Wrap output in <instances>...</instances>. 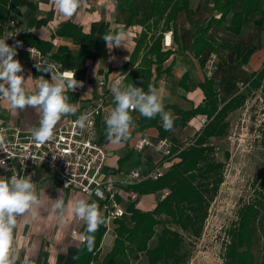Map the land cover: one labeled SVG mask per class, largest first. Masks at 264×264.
<instances>
[{"label":"crops","instance_id":"crops-1","mask_svg":"<svg viewBox=\"0 0 264 264\" xmlns=\"http://www.w3.org/2000/svg\"><path fill=\"white\" fill-rule=\"evenodd\" d=\"M5 9L0 19V38L9 36L6 40L9 45L22 43L14 59L23 66L19 74L25 81L30 77L26 85L30 91H35L41 79H51L50 72L35 67L30 48L37 47L47 53L42 52L43 63L56 65L59 71L75 72V79L84 82L82 88L66 93L69 98L74 97L78 106L75 115L87 103L101 99L104 112L112 110L115 103L110 89L118 76L124 78L125 84L143 87L145 91L150 84L158 90L165 111L175 118L172 131H165L159 115L148 119L133 110L130 139L114 145L105 136L108 114L96 117L95 141L108 153L102 175L116 179L131 169L146 173L161 158V152L153 145L140 151L134 148L142 136L149 137L153 144L167 140L173 153L170 165L179 160L176 154L196 139L207 123L204 110H208L209 102L213 99L220 107L222 102L244 90L264 68V0H81L72 17L60 14L54 0H26L22 4L19 0L12 3L8 0ZM69 22L78 24L84 33L95 28L97 34L101 24L109 32L122 27L126 33L125 47L109 50L104 41L96 56L77 58L79 44L57 32ZM61 46L72 57L58 61L50 56ZM211 55H215V61L208 64ZM99 80L103 84L101 90ZM39 120L36 109L13 110L6 100L0 99L1 125L29 131L39 126ZM31 168L34 187L43 204L36 218L29 214L17 218L13 230L17 264H22L25 256L31 264H74L73 257L78 256L80 245L76 237L84 232L85 225L73 214L72 205L78 199L95 201L100 207L99 202L61 187L49 169ZM161 192L139 194L135 207L153 209L162 198ZM60 195L66 206L63 224L51 209L52 200ZM130 217L128 211L116 219L130 225ZM116 219L109 220L107 225L103 223L99 259L113 243Z\"/></svg>","mask_w":264,"mask_h":264},{"label":"clouds","instance_id":"clouds-1","mask_svg":"<svg viewBox=\"0 0 264 264\" xmlns=\"http://www.w3.org/2000/svg\"><path fill=\"white\" fill-rule=\"evenodd\" d=\"M54 4L60 14L72 17L80 7L81 0H54ZM8 37L0 38V99L6 100L13 110L31 107L40 113L39 126L34 127L30 135L36 144L42 145L54 139V128L62 117L77 113L78 106L69 102L70 98L66 93L82 88L84 82L75 79V72L61 73L56 65L37 63L35 67L43 72H50L51 79H41L35 91H30L26 87L30 77L25 81L19 74L23 71V66L19 60L14 59L17 56V48L22 46V43L17 41L15 45H9L6 42ZM102 39L109 50L121 45L125 47L126 33L121 29L105 34ZM123 80V77L117 78L111 85L115 107L105 118L106 139L114 145L130 139L134 125L131 115L133 110L148 119L159 115L165 131H172L175 118L165 111L158 90L150 84L145 91L143 87L125 84ZM90 117V113L80 114L75 121L76 126L85 129ZM6 131L0 127V147L6 142ZM3 164L4 161L0 160V166ZM97 195H100L99 191ZM42 204L43 201L38 197L30 176L0 177V264H17L13 234L17 218L25 214L36 218ZM51 209L55 218L63 224L66 206L62 195L52 200ZM72 212L85 225L84 232L79 233L76 238L85 245L88 252H92L95 245L94 234L100 225L105 223L99 206L95 201L78 199L72 205ZM22 264H31L29 257L25 256Z\"/></svg>","mask_w":264,"mask_h":264},{"label":"trees","instance_id":"trees-1","mask_svg":"<svg viewBox=\"0 0 264 264\" xmlns=\"http://www.w3.org/2000/svg\"><path fill=\"white\" fill-rule=\"evenodd\" d=\"M7 3L8 0H0V19L6 13ZM19 3H26V0H19ZM95 31L96 29L92 28L90 32L84 33L78 24L70 22L57 30L58 34L69 36L79 44L77 58L96 56V51L104 42L102 37L109 31L103 24L98 28L97 34ZM38 50L41 55L42 52L47 54L43 50ZM50 56L59 61L65 57H72V54L65 46H61L55 53H50ZM261 72L262 69L256 73L257 76ZM237 95L222 102L220 107L213 99L209 102L208 110H204L208 116V121L202 129L204 135L224 133L227 127L224 117L230 111V104ZM202 134L196 137L197 141L204 140L205 136ZM210 150H212L210 146L185 147L176 154L179 160L173 162L161 177L154 180L147 179L134 185L133 188L139 194L154 192L165 186L170 187L171 191L148 211L136 208L135 202L129 203L127 209L131 213L133 224L129 226L121 219H116L114 242L101 259L97 254L105 226L100 225L94 234L93 251L88 252L85 245L80 243L79 254L74 264H130V257L131 260L139 257V252L146 255L149 264H156L165 259L173 261L182 240L176 231L170 229L166 220L190 229L193 233L199 232L205 214V193L210 191L209 184H214L218 180L219 176H216V172L217 167L221 165V162L213 161L207 154ZM103 218L105 220V216ZM156 224H162L157 234V244L153 248H148L147 242L155 233ZM259 228L264 235V200L242 207L237 225L231 229V242L226 247L229 260H233L236 264H254L252 245ZM180 259L182 258H178L177 261ZM259 264H264V258Z\"/></svg>","mask_w":264,"mask_h":264},{"label":"rangeland","instance_id":"rangeland-1","mask_svg":"<svg viewBox=\"0 0 264 264\" xmlns=\"http://www.w3.org/2000/svg\"><path fill=\"white\" fill-rule=\"evenodd\" d=\"M100 81L99 88L103 86ZM69 102L74 104V97L71 96ZM224 120L227 127L223 134L206 136L201 131L203 134H199L205 136L204 140L199 142L194 139L187 146H210L212 150L207 154L213 161L221 162L216 172L218 180L209 184L210 191L205 193V214L200 230L196 234L166 220V224L178 233L182 241L173 261L165 259L156 264H236L226 254V247L232 238L231 229L237 225L242 207L264 200V68L231 102ZM144 160L147 164L148 160ZM160 190L164 198L171 188L165 186ZM130 221L129 226L133 224L131 217ZM161 228L162 224L154 226L155 233L147 242L148 248L157 244V234ZM261 233L259 228L252 245L254 264H259L264 258V235ZM115 235L114 230V238ZM138 255L132 260L130 257V264H149L144 253L139 252ZM178 258L182 259L177 261Z\"/></svg>","mask_w":264,"mask_h":264},{"label":"built area","instance_id":"built-area-1","mask_svg":"<svg viewBox=\"0 0 264 264\" xmlns=\"http://www.w3.org/2000/svg\"><path fill=\"white\" fill-rule=\"evenodd\" d=\"M31 53L36 64L43 63L38 49L31 48ZM214 61L215 55H211L208 64ZM104 111L102 99L87 103L81 113L66 117L55 126L54 139L42 145L32 140L31 130L21 131L18 127L0 124V127L7 130L6 142L0 147V160L4 161L0 166V177L30 176L33 182L31 167L43 166L51 171L56 183L61 187L96 199L101 214L105 216V225L109 220L122 217L128 212L129 203L135 202L139 195L133 186L147 179H157L168 169L173 157L172 147L165 139L153 144L149 137H139L134 143L135 149L140 151L153 145L161 152V158L154 167L146 173L131 169L120 179L111 175L103 176L102 167L108 153L103 145L95 141V120L99 114L107 115L111 110ZM83 113H90L91 117L86 128L82 130L76 126L75 121ZM144 141L147 143H143ZM97 191L100 195H97Z\"/></svg>","mask_w":264,"mask_h":264},{"label":"bare ground","instance_id":"bare-ground-1","mask_svg":"<svg viewBox=\"0 0 264 264\" xmlns=\"http://www.w3.org/2000/svg\"><path fill=\"white\" fill-rule=\"evenodd\" d=\"M65 71H67V70H65ZM65 71H64V72H65ZM62 72H63V71H62Z\"/></svg>","mask_w":264,"mask_h":264}]
</instances>
